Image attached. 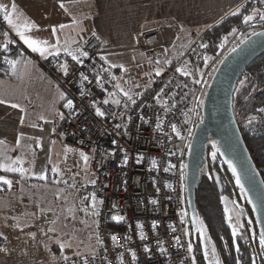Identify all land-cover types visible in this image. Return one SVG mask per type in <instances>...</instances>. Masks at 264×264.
Returning <instances> with one entry per match:
<instances>
[{"label":"built area","instance_id":"2783aa9c","mask_svg":"<svg viewBox=\"0 0 264 264\" xmlns=\"http://www.w3.org/2000/svg\"><path fill=\"white\" fill-rule=\"evenodd\" d=\"M0 34L5 38L1 64L9 66L24 50L72 100L73 106L58 117L56 131L68 148L88 157L85 169L69 155L64 183L79 197L95 194L99 243L94 250L66 253L57 264H199L186 168L210 74L194 87V73L185 75L177 64L135 96H117L114 83L99 73V36L89 34L80 53L41 57L13 32L3 11ZM192 36L198 40L201 35ZM163 44L159 29L139 39V49L154 59ZM191 49L188 56L193 53L196 62L206 58V51Z\"/></svg>","mask_w":264,"mask_h":264},{"label":"crops","instance_id":"0c3cea01","mask_svg":"<svg viewBox=\"0 0 264 264\" xmlns=\"http://www.w3.org/2000/svg\"><path fill=\"white\" fill-rule=\"evenodd\" d=\"M247 1L0 0V3L8 5L9 12H12L11 6L15 4L16 11L12 12V18L20 25L19 31L45 49L43 55L34 52L21 39L17 28L9 25L31 52L41 57L49 53H80L86 37L95 34L103 42L99 56L100 75L102 70L108 68H119L122 75L124 69L135 64L131 48H138L140 37L159 29L160 23H166L174 29L182 27L180 33L184 30L188 35L190 32L201 35L224 18L238 12ZM4 42L5 38L0 34V52ZM13 61H16L15 66H0V101H4L0 103V177L13 180L11 186L0 181V195H7L9 188L12 191L10 194H14L17 185L14 180L19 179V175L11 169L23 160H29L34 152V143L38 137L29 133L28 129L43 126L46 120L44 114L54 118L55 113L61 116L69 109V98L64 90L29 53L19 49ZM129 76H126V80ZM133 89L130 91L132 96L141 91ZM74 160L86 167V160L80 154L75 155ZM88 201L84 196L74 198L76 215L78 211L83 214L81 210L85 206H95ZM79 203L83 205L79 206ZM94 211L96 222L97 209Z\"/></svg>","mask_w":264,"mask_h":264},{"label":"rangeland","instance_id":"374dc122","mask_svg":"<svg viewBox=\"0 0 264 264\" xmlns=\"http://www.w3.org/2000/svg\"><path fill=\"white\" fill-rule=\"evenodd\" d=\"M253 1L251 7L256 11H252L249 15H253L254 19L245 23L229 39L222 42L217 54L207 53L204 61L208 64L197 79L199 85L208 74H210L208 78L210 82L223 57L220 53L224 52L229 44L232 45L224 54L248 34L264 28V20L260 19L264 15V0ZM159 25L164 42L160 48V54L154 59L149 52L142 51L139 47H132V59L135 64L127 70L124 69L122 75H115L112 78L118 90L117 96H126L125 93L130 95L133 88L138 91L144 89L159 74L169 71L168 65L173 60L177 61L183 70L188 69V53L192 50L197 37H193L192 32L188 35V32L185 33L184 30V33H180L182 27L174 29L166 23ZM219 57L220 60L217 62ZM185 72L193 73L192 69ZM128 74H130L129 78H132L129 81V78L126 80ZM195 78H197L196 75L194 80ZM44 115L46 120L43 126L28 129L29 133L36 135L38 139L34 143V152L29 160H23L16 165L17 169H23V171H17L19 179L14 180L17 184L13 190L14 194H10L12 191L9 188L7 195H0V264H57L66 253L94 250L99 243L94 221V210L98 208L97 200L95 199L93 203V199L88 198V202L95 206H85L81 210L83 214L78 211L76 215L73 208L74 198L79 196L64 183L66 167L71 161L69 155H77L78 151L68 148L56 131L59 116L56 113L54 118L51 115ZM252 117L254 116L249 114L247 118ZM247 118L242 117L240 123ZM85 164L87 165V162ZM231 204L232 207L226 216L227 222L231 228L235 226L238 231L244 225L243 218L232 201ZM80 205L83 203H79ZM78 214L82 218L78 217ZM198 233L201 251L205 258L204 264H210V262L215 264L216 260L224 264L217 243L203 221H199ZM250 248L249 250L252 251V247Z\"/></svg>","mask_w":264,"mask_h":264},{"label":"trees","instance_id":"16d2710c","mask_svg":"<svg viewBox=\"0 0 264 264\" xmlns=\"http://www.w3.org/2000/svg\"><path fill=\"white\" fill-rule=\"evenodd\" d=\"M258 1V0H257ZM256 1V2H257ZM253 0L248 1L238 12L224 18L219 23L207 29L201 34L197 43H194V50H204L207 53L217 54L220 45L229 39L245 23L244 17L249 15L253 9ZM194 54L189 55L187 64L197 78L193 80L194 87L199 85L197 79L205 71L208 62L202 60L196 62ZM0 66H4L0 63ZM177 66V61L173 60L169 65V71ZM6 67V66H4ZM166 72H162L155 79L162 77ZM192 73V72H190ZM119 68H108L101 71V76L112 82L115 75H120ZM243 82V83H241ZM234 111L246 144L250 153L264 178V53L255 59L246 69L239 79L233 99ZM249 114L254 117L247 118ZM247 120L240 123V119ZM202 119V107L200 109L199 120ZM211 164V163H210ZM218 174L223 183L224 192L219 193L215 175ZM222 195H231L235 200L244 204L242 209L246 212V219L237 235H232V228L227 222L225 205L222 203ZM236 201V202H237ZM196 212L198 222L203 221L215 239L220 257L224 264H264V246L260 244V229L256 218L250 208L246 196L237 185L233 174L230 172L221 153L216 152V169L211 165L207 172L201 176L196 188ZM192 241L199 264H204L205 258L201 251L198 230L192 227ZM252 247V251L249 250ZM238 249V250H237Z\"/></svg>","mask_w":264,"mask_h":264},{"label":"water","instance_id":"95a60500","mask_svg":"<svg viewBox=\"0 0 264 264\" xmlns=\"http://www.w3.org/2000/svg\"><path fill=\"white\" fill-rule=\"evenodd\" d=\"M254 32L257 34L253 35L252 32L234 46L235 51L231 48L223 55L205 92L202 119L192 136L186 168L187 202L194 231L199 229L196 188L201 179L210 140L216 143L237 183L236 173H233L228 162L235 165L240 175V183L237 185L241 189L243 184L244 190L241 191L248 200L260 232L264 231V178L246 144L233 106L239 79L248 66L264 53V28ZM212 153L209 156L214 165L216 157L213 159ZM215 180L219 193L223 194L224 187L218 174L215 175ZM222 203L225 208H229L230 201L227 197L222 198Z\"/></svg>","mask_w":264,"mask_h":264},{"label":"snow or ice","instance_id":"6c2138e0","mask_svg":"<svg viewBox=\"0 0 264 264\" xmlns=\"http://www.w3.org/2000/svg\"><path fill=\"white\" fill-rule=\"evenodd\" d=\"M11 10H12V12H15L16 11L15 4H13L11 6ZM0 11H3L4 12V19L7 21V23L9 25H13L14 27L17 28L18 34L20 35L21 39H23L24 43L27 44L28 47L31 48L34 52H40V54L43 55L45 49L42 48V47H39L37 41H35L33 39H30L28 36L24 35V33L22 31H19L20 25L13 20V18H12V12H9L8 5H5L4 3H0ZM253 11L255 12L256 10H253ZM253 19H254V16L253 15H247V16L244 17V23H248L249 21H251ZM260 19L261 20H264V15H262L260 17ZM17 20H19V17H17ZM24 27L27 28L28 25L25 24ZM61 27H63V26H61ZM53 31H55V28L53 29ZM235 31H236V29H233V32H235ZM252 34L253 35H256L257 33L253 32ZM6 47H7V45H5V48ZM235 50H236L235 48L232 49V51H235ZM49 54H51V53H49ZM81 55L87 56L88 53L87 52H82ZM73 59L79 60L80 57L74 55L73 56ZM9 63H11L13 66H15L16 61H9ZM64 71H65V74H67V66L66 65L64 67ZM181 71H183V70L181 69ZM184 74L185 75H189L188 72H184ZM84 79H87V77H85ZM197 82H199V81H197ZM241 83H243V82H241ZM125 95H128V93H125ZM0 103H4V101H0ZM105 103H107V101H105ZM133 103H135V101H133ZM72 106H73V102L71 100H69L67 102V107L71 108ZM13 107H19V105H13ZM97 112H98L99 115H104V113L103 112H100L99 110H97ZM158 127H159V125H158ZM173 127H175V125H173ZM177 134H179V133H177ZM212 157H213V159H215V157H216V153L215 152L212 153ZM84 159L87 160L88 157L85 156ZM126 162H127V158H125V163ZM228 163H229V166L232 168L233 173H236L237 183H240V175H239V173H237V169H236L235 165L232 164L231 161H229ZM11 171H23V169L12 168ZM54 171H55V169H54ZM0 181H4L9 186H11V183H12L10 180H5L4 177H0ZM241 189L244 190L243 184H241ZM93 203H95V194H93ZM254 207H255V205H254ZM226 211H227V209H226ZM116 219L119 220L121 218L120 217H116ZM229 222H231V217H229ZM232 235L233 236H236L237 235V229H236L235 226H233V228H232ZM260 244H261V246H264V231H262L261 234H260ZM61 247H63V245H61ZM189 247L191 248V245H189ZM214 251H215V249L213 248V252ZM206 254H207V252H206ZM133 255H135V254L133 253ZM210 264H211V262H210ZM215 264H220V261L219 260H216L215 261Z\"/></svg>","mask_w":264,"mask_h":264},{"label":"flooded vegetation","instance_id":"af4514ba","mask_svg":"<svg viewBox=\"0 0 264 264\" xmlns=\"http://www.w3.org/2000/svg\"><path fill=\"white\" fill-rule=\"evenodd\" d=\"M249 35V34H248ZM247 37V36H246ZM200 123V120H198V122H197V124L196 125H198ZM195 132V131H194ZM212 152H218V148H217V146H216V143H214L213 141H209L208 142V145H207V149H206V154H207V156H206V159H205V164H204V166H203V169H202V173H201V176H202V174L204 173V172H207L208 171V169H209V167H210V165H211V167H212V169H216V162H215V164L213 165L212 164V161H211V159H210V153H212ZM211 163V164H210ZM224 197H227L228 199H229V201H230V206H229V208H226L227 210H229L231 207H232V204H231V201H232V203H233V205H235L236 206V208H237V210L239 211V213L241 214V216H242V218H243V222H245V220L246 219H244V218H246V212L242 209L243 207H245V205L244 204H241L240 202H238L237 200H235V197H233V196H231V195H229V196H223L222 195V198H224ZM237 201V202H236ZM234 206V207H235ZM236 223H237V221H236Z\"/></svg>","mask_w":264,"mask_h":264}]
</instances>
